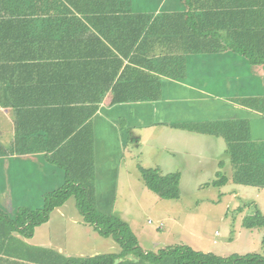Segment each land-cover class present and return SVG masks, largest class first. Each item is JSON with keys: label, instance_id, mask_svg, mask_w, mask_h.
I'll list each match as a JSON object with an SVG mask.
<instances>
[{"label": "trees", "instance_id": "obj_1", "mask_svg": "<svg viewBox=\"0 0 264 264\" xmlns=\"http://www.w3.org/2000/svg\"><path fill=\"white\" fill-rule=\"evenodd\" d=\"M181 1L184 11L154 15L134 12L132 0H0V102L14 108L42 103L37 100L56 102L67 110L66 126L71 125L63 138L54 145L49 139L43 147L53 152L51 161L65 169L64 185L44 194L39 209L19 207L14 216L0 209V254L14 255L10 248L17 241L15 233L32 238L54 210L74 198L85 223L122 250L83 259L88 264H115L121 258L119 264H264L259 253L221 257L189 246L146 253L127 223L96 207L92 118L107 96L111 106L160 100L162 82L186 77L188 55L233 52L253 66L264 65V0ZM235 103L264 118V97ZM250 122L242 118L165 125L223 137L233 181L264 188V141L252 139ZM28 146L21 139L13 150L27 154L40 148ZM140 174L160 198H180V172L141 167ZM229 181L219 171L212 184L223 187ZM242 224L264 229V213L257 209Z\"/></svg>", "mask_w": 264, "mask_h": 264}, {"label": "crops", "instance_id": "obj_2", "mask_svg": "<svg viewBox=\"0 0 264 264\" xmlns=\"http://www.w3.org/2000/svg\"><path fill=\"white\" fill-rule=\"evenodd\" d=\"M150 1L132 0V10L136 13H148L144 10L148 9ZM155 1L160 4V8L150 14L157 15L164 9L167 12L185 10L181 0ZM235 56L241 55L233 52L188 55L186 77L162 82V97L153 103L137 102L111 106V96L106 97L92 118L98 204L108 203L115 197L114 189L119 183L127 145L126 133L131 127L249 118L252 139L257 142L264 141V118L258 113L235 102L210 97L206 89L202 88L204 83L207 84V80H203V71L199 72L201 78L189 81V62L193 69L201 70L206 62L202 63L199 57L203 60H225L223 62L227 64L235 60ZM125 64H128L127 60ZM37 101L42 103L35 102V105L17 108L6 107L0 102V209L9 216H14L19 208L17 205L27 207L25 205L43 203L44 194L62 187L65 183V169L53 163V152H47L43 147L48 146L49 139L54 145L71 128V125L66 126L67 110H63L62 104L56 102L46 105V101ZM73 118L76 123L77 115ZM21 139L25 140L27 146L29 144L28 150L29 147L36 146L40 147L39 150L27 154L14 152L13 145ZM14 236L17 241L10 248L14 255L0 254V264H88L89 260L83 259L121 252V249L116 250L111 246H116V243H112V238L102 237L93 226L85 223L74 199L54 210L50 220L37 227L32 238H25L17 233ZM123 260L121 258L115 264Z\"/></svg>", "mask_w": 264, "mask_h": 264}, {"label": "rangeland", "instance_id": "obj_3", "mask_svg": "<svg viewBox=\"0 0 264 264\" xmlns=\"http://www.w3.org/2000/svg\"><path fill=\"white\" fill-rule=\"evenodd\" d=\"M147 8L144 11L155 13L160 4L151 0ZM165 12V9L160 11ZM199 58L206 65L201 70L193 69L189 62V81L201 78L199 72L203 71V80H207V84L204 83L202 88L210 97L228 102L264 97V65L253 66L241 56H235L231 63L227 60V64L223 62L225 60ZM140 127L127 129V145L119 183L114 189L115 197L108 203H97V209L115 214L127 223L146 253L189 246L221 257L250 253L264 255V229L250 230L242 224L243 219L257 209L264 213V188L243 186L233 181L234 170L226 140L221 136L191 133L167 125ZM141 167H159L165 174L180 172V198L166 200L150 191L140 179ZM219 171L230 179L223 187L212 184ZM42 205L41 202L25 206L39 209ZM112 243H116V246L111 244L116 250L121 249L115 240Z\"/></svg>", "mask_w": 264, "mask_h": 264}, {"label": "water", "instance_id": "obj_4", "mask_svg": "<svg viewBox=\"0 0 264 264\" xmlns=\"http://www.w3.org/2000/svg\"><path fill=\"white\" fill-rule=\"evenodd\" d=\"M127 257H128V259L134 261L135 263L138 262V259H136L133 255H128Z\"/></svg>", "mask_w": 264, "mask_h": 264}]
</instances>
